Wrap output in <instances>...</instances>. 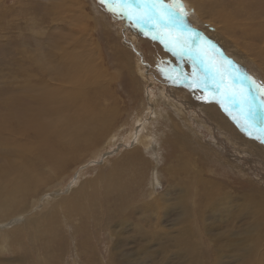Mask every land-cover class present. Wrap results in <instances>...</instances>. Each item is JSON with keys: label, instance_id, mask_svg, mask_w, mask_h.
Instances as JSON below:
<instances>
[{"label": "rangeland", "instance_id": "1", "mask_svg": "<svg viewBox=\"0 0 264 264\" xmlns=\"http://www.w3.org/2000/svg\"><path fill=\"white\" fill-rule=\"evenodd\" d=\"M133 1L144 19L121 0H0V264H264V0H173L181 27L164 8L153 13L154 0ZM189 29L203 37L193 55L176 42ZM200 51L211 75L196 67ZM74 53L73 66L104 74L82 85L92 112L64 103L80 86L68 78ZM191 73L203 86L192 83L195 102L174 91ZM217 81L239 84L248 102L214 92ZM44 96L55 129L84 125L76 144L51 135L46 153L26 128L31 110L47 109ZM172 103L186 107L199 145L180 143ZM108 108L106 134L97 118Z\"/></svg>", "mask_w": 264, "mask_h": 264}, {"label": "bare ground", "instance_id": "2", "mask_svg": "<svg viewBox=\"0 0 264 264\" xmlns=\"http://www.w3.org/2000/svg\"><path fill=\"white\" fill-rule=\"evenodd\" d=\"M150 1V0H149ZM153 1V0H152ZM142 2V1H141ZM207 2H211V0H196L195 2V7H201L202 5L206 4ZM122 5H124V7L127 9V12L129 13V15H133L135 17H141L144 19V16L140 10V8L135 4V2L133 0H127V2L123 3L121 2ZM120 3V4H121ZM153 6H150L151 8V11L153 13H155L158 9H161L164 8L165 9H171V5L173 2V0H159L158 1H153L152 2ZM171 3V4H169ZM142 4V5H141ZM140 5L143 6V2L141 3ZM144 7V6H143ZM159 10V11H161ZM198 11L201 13H204V14H207V6L206 7H202L200 9H198ZM202 11V12H201ZM190 12V11H189ZM149 13V12H147ZM192 13V12H191ZM162 14V13H160ZM158 15V13H157ZM194 15V14H193ZM192 15V16H193ZM155 16V15H154ZM176 17L178 18L177 14H176ZM190 18V17H189ZM194 19H195V15H194ZM222 19L227 22L228 21V17L226 15H224L222 17ZM198 22V21H197ZM204 24H206L205 22H203ZM176 25H178L179 27H181V25L176 22ZM171 27V25H170ZM178 27V28H179ZM208 30L209 31H214L212 28L209 27V24H208ZM206 27V28H207ZM148 28V27H147ZM156 28H158L156 26ZM176 28V27H175ZM205 28V29H206ZM156 31H159L160 28L155 29ZM173 29H166V30H162L161 29V32L163 31L164 33L166 34H169L171 35V32H172ZM160 32V31H159ZM215 32V31H214ZM189 35V34H188ZM177 37H180L181 39H183L181 37V35H178ZM189 37V36H188ZM188 37L185 38L186 42H187V51L186 52H192L191 54L193 55L194 54V50H193V44L191 43V39L188 40ZM184 40V39H183ZM116 50H117V53L119 55V62L122 66L123 69H125L126 71H128L130 74H131V77H132V80H136L138 82H140V80H138L136 78V75L137 74H140L141 75V78H143V73H142V70L138 68V66H134L135 63H133V58L131 53L124 50L122 47L119 46V44L116 46ZM192 50V51H191ZM189 52V53H190ZM202 53V54H200ZM204 52H199L198 53V56H200L197 60V63L195 62L196 64V67L197 68H200V67H203L205 69H207V72L211 75V71H209L208 68H211L212 65L210 63V58L203 55ZM259 55V54H258ZM187 56H190V55H185L184 58L186 59V61H188V57ZM261 59L264 60V55H259ZM79 57V54L78 53H74V55L72 56V54L70 55V63H69V67L71 68V70L73 71V77H70L68 76L69 78V81L71 82H74L76 81L78 78H81V81H80V86L77 88V89H70V90H67L66 93L64 94V103L65 105H68V106H71L73 109L75 110H84V111H90L92 112L93 109L89 108V102L87 99L84 98V94L82 93L83 90H82V85H84L85 83H91L93 82V80L98 76V77H102L104 76L102 70L100 72V69L98 66L92 64V63H89V62H82L81 60H77L75 63H74V66H73V59H78ZM222 59H223V56H222ZM224 60V59H223ZM137 61V60H136ZM218 61V60H217ZM80 62V63H79ZM230 63V62H229ZM138 64V63H137ZM189 66H191V61L188 62ZM223 64V63H222ZM119 65V64H118ZM200 66V67H199ZM233 66V65H232ZM193 67V66H192ZM118 68V67H117ZM178 67L174 66L173 69L174 70H177ZM191 69V67H189ZM213 68V67H212ZM221 68V67H220ZM194 69V68H193ZM234 69V68H233ZM198 69H194L195 72H197ZM219 70V69H218ZM199 71V70H198ZM224 71V70H223ZM233 71V70H232ZM235 71V70H234ZM105 72V71H104ZM201 72V71H200ZM116 74V73H115ZM176 76L177 75H180V74H177L175 73ZM139 75V76H140ZM209 75V76H210ZM225 76V75H224ZM195 74L194 73H191L190 77H188V80H189V84H183L182 82H180L179 80V83L182 84L184 87L183 88H175L174 91H176L175 94H177L178 92L182 94V96L190 101V102H195V101H199L201 100L199 98V95H201L202 93L200 92H195L194 88L195 86L192 84L194 83L195 85H197L200 89H203L202 87L203 86H200L201 83H199L197 81V78H195ZM228 77V76H227ZM227 77H225V79L223 80V82H226V79ZM221 78V77H219ZM177 79V78H176ZM222 79V78H221ZM229 79V78H228ZM144 80V79H143ZM208 80V79H207ZM221 81V80H220ZM207 82V81H206ZM205 82V83H206ZM136 83V82H134ZM205 83H202V85L205 86ZM217 86L214 87L213 86V91H218L219 88L221 90V93H219L220 96H223L224 94H227L231 99L234 100V105H239L235 100H238V101H245V102H248L245 97H246V94L245 93H248L246 90V92L244 93L245 94V97H243V95H239L241 94L240 91L241 88L239 87V84L235 83V88H229L227 86V84H224V83H221L219 81H217ZM228 83V82H226ZM178 84V83H177ZM179 85V84H178ZM175 86V85H174ZM174 88V87H173ZM198 88V89H199ZM163 90V89H162ZM195 92V93H193ZM197 93V94H196ZM238 93V94H237ZM162 94H164V92L162 91ZM165 95V94H164ZM215 95V94H214ZM218 95V93H217ZM225 96V95H224ZM223 96V97H224ZM43 99V103H46V107L47 109H44V111H42V107H41V110H31V112L28 114V119L25 121V125L27 126L26 128H32L35 132L41 134V136L44 137V143H43V146H44V149H45V152L46 153H49V152H52V142L54 138L56 137H62V136H67L69 138V145H72V144H76L77 141H79L80 137L84 136L87 134V130L85 129L84 125L83 124H76V125H70V126H64L63 128H61L60 130H57L55 129V127L46 121V114H47V111L49 109L48 107V101L47 99H49L50 97L48 96H44V97H41ZM225 98V97H224ZM90 101V99H89ZM170 102V101H169ZM233 103V102H232ZM43 105V104H42ZM45 105V104H44ZM174 109H175V113L177 115V118L175 117L174 119H172L171 121L173 122L172 123V130L174 129V132L176 133V135H180L183 140L184 138H193L194 139V143L197 145H199V141H200V137L198 136V133L197 131L195 130L194 128V125L192 124V120L190 118V115L186 109V107H184V105H180V104H175V103H172L171 104ZM168 106V105H167ZM198 106H204V105H201L200 103L198 104ZM225 106H227L225 104ZM40 109V108H39ZM110 109H113V108H108L107 110L103 111V112H100L99 114V117L97 118V120H99L98 122L103 126V132H105L106 134L109 133V128H108V112ZM240 109V108H239ZM242 110V109H241ZM264 111V110H263ZM172 113V112H171ZM173 114V113H172ZM218 114V113H217ZM222 114V113H221ZM169 115V114H168ZM224 116V115H223ZM222 116V117H223ZM256 116V115H255ZM194 117V116H192ZM215 117L218 119V120H221L220 119V116L218 115H215ZM221 117V118H222ZM226 117V116H224ZM236 118V117H235ZM225 119V118H224ZM170 120V119H168ZM229 120V119H228ZM170 121V123H171ZM257 121V119H256ZM228 122V121H227ZM262 123V122H261ZM227 125V124H226ZM231 125V124H230ZM242 125V124H241ZM228 126V125H227ZM227 126H224V129L228 128ZM234 126V125H233ZM229 130L230 131H234L231 127H229ZM51 135H54V138L51 137ZM52 140L50 142H48V140ZM180 143L184 144L185 143V140L184 141H180ZM156 146V145H155ZM154 146V147H155ZM56 160V159H55ZM12 171L16 172L15 168H12ZM153 176V174H151ZM154 177V176H153ZM156 181L158 184L161 183V176H156ZM6 197H9L8 195H5ZM262 197H260L261 199ZM259 200V199H258ZM262 200H264V198H262ZM259 203V202H258ZM260 204V203H259ZM262 205V204H261ZM264 205V204H263Z\"/></svg>", "mask_w": 264, "mask_h": 264}, {"label": "snow or ice", "instance_id": "3", "mask_svg": "<svg viewBox=\"0 0 264 264\" xmlns=\"http://www.w3.org/2000/svg\"><path fill=\"white\" fill-rule=\"evenodd\" d=\"M106 2H107V0H100L101 5H104ZM113 2H117V0H113ZM121 2H122V0H121ZM181 7H183L182 4H181ZM110 11H113V14H114V15L116 14L114 10L110 9ZM164 11H165L166 13H168V15H169V18H168V21H167L168 24H174V23L177 22V21L174 19V17L176 16V13L173 12L172 9H165ZM189 15H190V13L187 12V11H184V12L182 13V16H183V17H187V16H189ZM179 22H180V23H183L182 20L179 21ZM185 27H187V26L185 25ZM189 32L192 33V35L190 36V39H191V43H192L193 46L195 47V46L198 45L199 40L203 39V37H202L201 34H200L198 31H196L195 29H189ZM176 42L180 45L182 51H184V52L187 51V42H186L185 40L181 39L180 37H177V38H176ZM245 79L251 80V77H250V76H245Z\"/></svg>", "mask_w": 264, "mask_h": 264}]
</instances>
